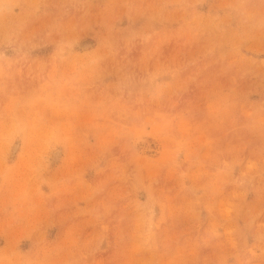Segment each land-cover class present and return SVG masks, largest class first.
I'll use <instances>...</instances> for the list:
<instances>
[{
    "label": "rangeland",
    "instance_id": "1",
    "mask_svg": "<svg viewBox=\"0 0 264 264\" xmlns=\"http://www.w3.org/2000/svg\"><path fill=\"white\" fill-rule=\"evenodd\" d=\"M0 264H264V0H0Z\"/></svg>",
    "mask_w": 264,
    "mask_h": 264
},
{
    "label": "bare ground",
    "instance_id": "2",
    "mask_svg": "<svg viewBox=\"0 0 264 264\" xmlns=\"http://www.w3.org/2000/svg\"><path fill=\"white\" fill-rule=\"evenodd\" d=\"M56 151H58V153H55V158L57 157V154H59V150H56Z\"/></svg>",
    "mask_w": 264,
    "mask_h": 264
}]
</instances>
